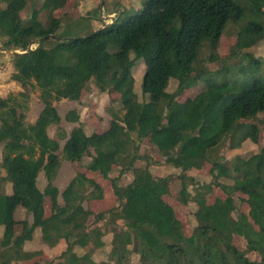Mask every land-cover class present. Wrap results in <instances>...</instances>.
<instances>
[{
  "label": "trees",
  "instance_id": "1",
  "mask_svg": "<svg viewBox=\"0 0 264 264\" xmlns=\"http://www.w3.org/2000/svg\"><path fill=\"white\" fill-rule=\"evenodd\" d=\"M59 1L33 0L30 17L23 20L29 0H0V36L7 48L23 52L11 56V77L24 90L0 98V165L6 173L0 174V188L4 181L12 183L11 194L0 189V264H264V146L232 160L220 150L224 145L237 149L248 139L259 142L264 80L228 76L227 63L212 71L204 59L207 50L218 48L228 27L236 26L231 55L255 60L249 50L264 39V0H246V6L235 0H142L137 11L86 35L61 32L75 19L78 0L60 17L55 16ZM43 11L46 24L39 18ZM33 42L37 47L28 51ZM137 58L146 63L143 100L132 72ZM213 60L226 61L218 55ZM171 81L175 89L168 91ZM203 82L199 92L181 101ZM91 83L100 93L116 92L121 112L110 108V123L101 132L87 135L80 122L68 135L59 126L55 101H80ZM30 86L39 89L43 104L34 124L26 122ZM65 120L79 122L80 115L70 110ZM51 125L57 126L55 137L49 134ZM144 141L156 147L173 174L154 175L149 163L136 164ZM87 155L86 170L110 180L115 202L108 209L84 207L87 200L103 199L105 191L80 171L61 194L64 204L58 202L53 180L62 160L78 166ZM205 165L211 180L200 183L190 172ZM114 167L119 174L110 176ZM42 170L48 179L44 191L37 186ZM127 171L132 180L122 185ZM174 183L180 204H196L190 234L167 200ZM216 190L221 194L210 202ZM246 202L249 218H236ZM18 206L31 214V221L15 219ZM37 227L49 246L64 239L65 250L49 260L42 258V250L25 251ZM107 233L112 234L108 259L96 261L81 241L100 249ZM235 236L244 237L259 259L241 252Z\"/></svg>",
  "mask_w": 264,
  "mask_h": 264
},
{
  "label": "rangeland",
  "instance_id": "2",
  "mask_svg": "<svg viewBox=\"0 0 264 264\" xmlns=\"http://www.w3.org/2000/svg\"><path fill=\"white\" fill-rule=\"evenodd\" d=\"M236 2L240 3L243 6L247 5L246 0H235ZM101 2L102 0H78V6L74 11H72V15L75 16L74 20L71 22H66L63 25V30L61 31L64 35H86L92 31H95L97 29H100L101 26H106V24H112L113 22L110 20L111 18H108V14L110 11H114L116 13V18L121 17L124 18L127 16L129 12L137 11L141 5L142 0H105L103 8H101ZM32 3L33 0H29L28 6L26 9L22 12L21 16L23 20H27L30 17L31 11H32ZM75 0H60L58 4V10L55 13V16H62L65 12L70 13V10L74 7ZM42 4V2L39 4V6ZM107 17V18H106ZM40 20L46 24L48 21V15L46 11H43L39 15ZM115 18V19H116ZM82 26H84V29H82ZM236 26H229L227 29V32L222 36L220 44L217 49L214 51L207 50L204 53V59L208 66V68L212 71L218 69L221 65L227 63L231 66L232 71L228 73V76H244V77H258L260 79L264 80V39L260 41L256 46L251 48L249 52L253 54V58L255 60H247L243 57L242 53H238L236 56L231 55V48L233 44L237 40L236 36ZM76 33V34H72ZM6 39L4 37L0 36V61L1 62H10L12 64V58L11 55L7 52L3 51V49H9L11 51H20L15 50L14 48H7L5 46ZM45 45L50 47L52 46L51 41L45 42ZM33 48L37 47L36 45H32ZM218 55L220 58L225 59V62H215L213 58ZM241 66H246L245 71H239V68ZM13 67V65H12ZM145 67L146 63L143 58H137L135 60V65L133 66V76L135 78V91L138 94L139 100H143V94H142V83H143V75L145 73ZM199 87L197 89H190L187 91L182 97L181 101H184L190 94H196L204 87V82L199 83ZM175 89V82L171 81V83L168 86V91H173ZM12 94H18L19 92H23V87L20 86V88H17L16 86L11 87ZM27 92L29 93V99H28V111H27V117L26 122L29 124H32L33 120L37 116V111L42 106L39 94L40 91L35 86L27 87ZM55 104L58 108V111L61 115V123L59 126L63 127V129L70 131L71 128L74 126L73 123H69L65 120V115L68 111L71 109H77L80 105L81 110L83 111L80 116H83L85 120H90V124L86 123L85 125L88 126L86 130L91 131H102L106 127H108L111 115H110V108L118 109L121 112V105L118 98V95L114 91H107L104 93H100L95 85L91 83V87L88 91V93L78 102L75 101H55ZM32 112L28 114L29 111ZM35 122V121H34ZM33 122V123H34ZM257 124L261 127L260 132V138L258 143L252 142L250 139L244 141L242 145L237 149H230L228 145H224L221 147V155L225 157L227 160H232L235 156H248L254 152H257L261 146H264V115L260 113L258 115ZM90 128V129H89ZM57 126L53 125L50 128V133L53 135H56ZM86 134V131H84ZM61 148L63 147L64 141L61 140ZM0 154L1 151H0ZM138 154L143 158L147 157L148 160H143L142 158L137 160V165H144L146 163H149L150 170L154 175H167V174H173L175 171L174 169L166 163V159L162 157L155 146L152 144L144 141L141 144L139 143V149ZM90 158L89 155L85 156V160L88 161ZM64 161V165L60 170H63V173L65 172H71L75 167L73 166L70 161ZM81 164V163H80ZM84 165V164H83ZM209 169V165H205L203 170L196 171L191 170V174L195 176V178L201 183V182H208L211 180L210 176L205 175ZM4 172L1 165H0V174ZM63 173L61 175H63ZM91 177L97 179L101 177V172H94L89 171ZM119 174V167H114L112 172L110 173V176H116ZM102 182L105 190L106 196L101 200H94V201H87L86 206L87 208H93L94 211H101L110 208L115 201L111 200V193H110V180L107 177H102ZM132 180V174L130 171L125 172L120 179V183L122 185H126L130 183ZM223 182L230 183L231 181L229 179L223 178ZM194 186L191 187V190H194ZM179 189L178 184H172V190L171 195L167 197V200L169 203H171L180 219L183 221L185 231L187 234L191 233L192 226L195 225L194 221V211L196 210V204L194 202H190L187 205H182L178 202V200L175 197L176 192ZM92 190V189H91ZM220 191H214L212 196H210L209 201L212 202L214 196L220 195ZM60 200L63 201L62 197H60ZM97 201V202H96ZM48 207H50L48 205ZM251 208V204L249 202H246L242 205V207L239 210H236L234 213V216L236 218H249V211ZM120 225H123L122 221H119ZM112 234L107 233L105 236L106 239V246L100 249H93L86 240H82L81 243L87 248V251H89L90 254L93 255V259L96 261H104L108 259L109 250L110 247L109 242L111 241ZM64 240V239H63ZM235 244L239 248L241 252H243L248 258L251 260H257L259 259L258 254L252 250V248L249 246L248 241L244 237L235 236L234 239ZM34 249L36 250H42L43 255L42 258L49 260L52 258H55L56 256L60 255L66 248V246H60L54 249L49 248L41 238L38 240L36 239L34 241ZM80 249V248H78ZM83 250L81 251V253ZM138 257L133 256V262H137Z\"/></svg>",
  "mask_w": 264,
  "mask_h": 264
},
{
  "label": "crops",
  "instance_id": "3",
  "mask_svg": "<svg viewBox=\"0 0 264 264\" xmlns=\"http://www.w3.org/2000/svg\"><path fill=\"white\" fill-rule=\"evenodd\" d=\"M109 16H108V18H111L110 20L112 21V22H114L115 21V18H116V13L112 10V11H110V13L108 14ZM107 18V17H106ZM110 24H106V26H109ZM106 26H101V27H106ZM17 88H20V85L18 84V87ZM61 102L62 101H73V100H69V99H62V100H60ZM75 102H78V101H75ZM42 106L40 107V109L37 111V116L35 117V119L33 120V122L34 121H36V119H37V117H38V115H39V113H40V111L42 110V108H43V104H41ZM55 106H56V104H55ZM57 107V106H56ZM57 110H58V108H57ZM71 110H76L77 111V113L80 115V114H82V112L83 111H80L81 110V108H80V105L78 106V108L77 109H71ZM30 112H32V107H31V111H29L28 112V114L30 113ZM59 112V111H58ZM30 115V114H29ZM90 121V120H89ZM88 120H85V118H83V116H80V121L79 122H69V123H73L74 124V126L71 128V130L74 128V127H76V126H79L80 125V122L81 123H83L84 125V131H86V134L87 135H90V134H92L93 132H95V131H91V130H86L87 128H88V126L87 125H85L86 123H89L90 124V122H89ZM32 122V124H34ZM53 125H51L50 127H49V129H48V131H49V134L51 135V136H53V137H55V135H53V134H51L50 133V128L52 127ZM107 128V127H106ZM90 129V128H89ZM71 130L70 131H68V130H66V132H67V134L69 135L70 134V132H71ZM104 130V129H103ZM97 132H101V131H97ZM91 151V154L92 155H94L95 153H94V151H93V149H91L90 150ZM0 157H1V154H0ZM66 161V160H65ZM91 161V156H90V158H89V160L88 161H86L85 160V157L82 159V161H81V164H79L78 165V167H76V169H75V167L74 168H72L73 170L70 172H65V173H63V170H60L61 168H62V166L64 165V161L61 163V166H60V168H59V170H58V172H57V174H56V176H55V179L53 180V184L58 188V190H59V196H58V202H59V204H61V205H63L64 204V201H61L60 200V197H62L61 196V194H62V192L65 190V188L68 186V184L70 183V181L75 177V175H76V173L77 172H85L86 174H88V176L89 177H91L90 176V174H89V172H88V170H86V165L89 163ZM84 164V165H83ZM74 166V165H73ZM112 172V171H111ZM63 173V175H61ZM191 173V172H190ZM6 175V173L5 172H2L1 173V176H5ZM92 178V177H91ZM97 182H99V183H101V184H103V182H102V180L101 179H99V178H97V179H95ZM48 185V179H47V177H46V175H45V171H40L39 172V174H38V177H37V186H38V188L41 190V191H44V189H45V187ZM103 186V185H102ZM1 190H2V192L3 193H5V194H11L12 193V183L10 182V181H4V182H2V185H1V188H0ZM105 191V190H104ZM110 193H111V200L112 201H115V198H114V196H113V194H112V192L110 191ZM106 196V194L104 193V197ZM103 197V198H104ZM88 201V200H87ZM87 201H85V202H87ZM92 201V200H91ZM90 201V202H91ZM98 201V200H97ZM96 201V202H97ZM83 203V205H84V207L85 208H87V206H86V203ZM93 211H94V209L93 208H91ZM50 210H47V214L49 215L50 214ZM14 217H15V219L16 220H23V219H28L29 221H31L32 220V217H31V214L30 213H28L27 212V210H25L22 206H18L17 208H16V210H15V213H14ZM3 231H4V228H3V226H0V238L2 237V235H3ZM39 238H41L42 240H43V238H42V232H41V228H39V227H37L36 229H35V231H34V233H33V238H32V240L31 241H28V242H26L25 243V245H24V250L25 251H34L35 249H34V241L37 239H39ZM49 248H51V249H54V248H57V247H60V246H66V242H65V240H60L56 245H54V246H49V245H47ZM37 250V249H36Z\"/></svg>",
  "mask_w": 264,
  "mask_h": 264
},
{
  "label": "built area",
  "instance_id": "4",
  "mask_svg": "<svg viewBox=\"0 0 264 264\" xmlns=\"http://www.w3.org/2000/svg\"><path fill=\"white\" fill-rule=\"evenodd\" d=\"M14 68L10 62L0 61V98H4L12 94L11 87H18V83L12 79Z\"/></svg>",
  "mask_w": 264,
  "mask_h": 264
},
{
  "label": "water",
  "instance_id": "5",
  "mask_svg": "<svg viewBox=\"0 0 264 264\" xmlns=\"http://www.w3.org/2000/svg\"><path fill=\"white\" fill-rule=\"evenodd\" d=\"M104 1H105V0H102V2H101V8H103ZM36 44H37V42H33V43L31 44V46L29 47V50H28V51L33 50L34 48L32 47V45H36ZM3 51L7 52V53L10 54L11 56H15V55H18V54L23 53V52H21V51H11V50H9V49H3Z\"/></svg>",
  "mask_w": 264,
  "mask_h": 264
}]
</instances>
